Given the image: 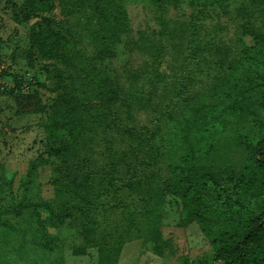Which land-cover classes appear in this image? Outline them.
Returning <instances> with one entry per match:
<instances>
[{
	"label": "rangeland",
	"instance_id": "374dc122",
	"mask_svg": "<svg viewBox=\"0 0 264 264\" xmlns=\"http://www.w3.org/2000/svg\"><path fill=\"white\" fill-rule=\"evenodd\" d=\"M61 2L64 15L58 6L32 11L26 0H0V264H211L218 246L239 241L264 203V166L254 159L255 143L264 135V105L255 110L254 101L246 103L234 116L230 110L209 127L199 151V141L172 125L164 148L165 195L160 190L161 199L150 207L137 201L146 195L140 191L134 197L138 213L131 216L130 193H124L122 216L100 211L92 223L95 240H85L74 218H55L66 194L55 179H62L68 153V167L81 164L97 139L88 129L79 145L69 138L56 122V99L59 77L76 76L67 61L71 52L91 56L96 40L88 3ZM133 3L128 9L134 33L159 26L156 7ZM166 15L179 13L167 7ZM122 65V59L115 61ZM252 97L264 101L259 93ZM59 109L66 113L63 105ZM115 144L125 146L117 139ZM207 174L211 179L204 182ZM126 232L130 238H123ZM118 237L123 245L116 253Z\"/></svg>",
	"mask_w": 264,
	"mask_h": 264
},
{
	"label": "trees",
	"instance_id": "16d2710c",
	"mask_svg": "<svg viewBox=\"0 0 264 264\" xmlns=\"http://www.w3.org/2000/svg\"><path fill=\"white\" fill-rule=\"evenodd\" d=\"M26 2L27 10L58 6L60 14L67 12L61 0ZM133 2L156 7L159 26L134 33L128 9ZM85 3L96 43L91 56L85 50L71 52L68 60L64 55L76 76L59 77L56 122L78 145L86 129L95 131L97 140L87 146L90 155L81 164L70 162L68 167L69 153L61 164L64 174L55 183L66 194L55 218H74L75 231L93 242L97 227L92 223L100 211L122 216L124 193H130L131 216L138 213L134 197L140 191L146 195L137 201L150 207L161 199L160 190L169 181L164 148L173 137L172 125L182 128V136L199 141V147L209 127L230 110L234 116L253 101L255 110L263 108L264 101L252 96L264 98V0H78L80 6ZM167 7L179 15H166ZM119 59L121 69L115 66ZM116 139L124 148L114 145ZM254 152L264 166V135ZM161 168L164 172L158 173ZM204 178L209 182L211 176ZM116 241L113 248L119 253L123 242L119 237ZM211 264H264V203L239 241L218 246Z\"/></svg>",
	"mask_w": 264,
	"mask_h": 264
}]
</instances>
